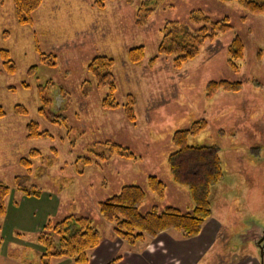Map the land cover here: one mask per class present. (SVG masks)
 I'll return each instance as SVG.
<instances>
[{
    "label": "rangeland",
    "instance_id": "obj_1",
    "mask_svg": "<svg viewBox=\"0 0 264 264\" xmlns=\"http://www.w3.org/2000/svg\"><path fill=\"white\" fill-rule=\"evenodd\" d=\"M95 1L43 0L32 14L33 26H21L13 1L0 0V49L12 61L4 64L0 55V109L5 113L0 118V182L11 189L0 215V264H20L21 258L28 260L25 264H43L36 257L37 237L47 221L73 214L91 219L100 233L111 228L97 204L123 185L145 190L142 213L153 207L191 208L187 189L170 179L167 158L174 150L172 134L198 120L206 127L188 144L218 149L223 178L211 190V217L226 229L227 255L238 246L237 235L246 224L264 230V16L248 13L236 1L104 0L102 8ZM145 1L153 8L147 16L148 7H141ZM191 12L211 21L226 18L231 30L204 42L194 58L176 68L175 55L158 52L162 28L166 22L187 24ZM234 37L244 46L237 72L228 66L227 47ZM137 46L144 57L131 63L127 52ZM96 56L113 60L112 92L97 86L88 72ZM221 80L238 82L242 89L208 97L206 85ZM109 94L112 108L102 105ZM16 105L26 113L17 114ZM31 121L45 136L27 137ZM108 143L136 158L109 155ZM22 157L31 162L29 171L19 164ZM16 176H27L26 188L38 195L18 191ZM148 176L165 183L162 201L147 188ZM3 242H10L6 259ZM241 247L243 254L256 250ZM49 264L73 260L53 258Z\"/></svg>",
    "mask_w": 264,
    "mask_h": 264
},
{
    "label": "trees",
    "instance_id": "obj_2",
    "mask_svg": "<svg viewBox=\"0 0 264 264\" xmlns=\"http://www.w3.org/2000/svg\"><path fill=\"white\" fill-rule=\"evenodd\" d=\"M12 1L18 24L33 26L32 14L39 9L43 0ZM103 1L96 0L95 4L102 8ZM221 1H236L248 13L264 16V0ZM145 2L141 7L142 9L148 7L144 12V15L147 16L150 15L153 8H150L149 2ZM230 30L231 26L226 18L211 21L200 12H191L187 24L180 22L164 24L158 52L175 55L174 66L179 68L198 54L204 42H211L218 34L227 33ZM227 52L230 57L228 66L232 71L237 72L238 68L235 63L243 58L244 53V46L239 37L233 38L227 47ZM0 55L5 59L4 64L12 62L6 50L0 49ZM143 57L142 46L131 48L127 52V59L131 63H138ZM113 65L111 58L96 56L87 66L88 72L96 79L97 86H108L110 92L114 91L111 73ZM10 71L12 72V70ZM205 89L206 95L209 97L217 91L239 92L242 85L238 82L230 83L221 80L208 83ZM111 100H113V96L109 94L103 100V107H114L110 104ZM129 100H131L130 97ZM14 111L17 114L26 113L19 105L14 107ZM125 111L129 119L132 120L131 107L126 108ZM4 115L5 113L0 109V118ZM205 127L206 122L198 120L187 129L176 130L171 136L174 150L167 158L170 179L175 186L187 189L192 203L189 211L183 212L176 207L166 206L163 209L153 207L150 211L142 213L140 208L147 196L145 190L138 185H123L116 195L98 202L99 216L105 222L112 224L114 236L129 249L134 250L156 238L159 234L169 231L178 232L185 238L195 237L201 231L204 222L211 217V190L223 178L218 149L215 146H191L188 144V139L197 136ZM45 134L46 131L38 132L37 123L32 121L28 123L27 137L29 139L45 136ZM108 146L109 155L128 160L136 158L127 148H122L114 143H108ZM34 154V151L30 152V155ZM19 164L26 171L30 170L31 162L28 158L22 157ZM27 180V176H16L14 178L15 188L26 196H37L38 193L35 190L26 188ZM146 186L159 200L164 199L166 185L156 176H148ZM10 190V187L0 182V215L5 213L4 200ZM44 228L46 230L37 237L40 248L39 258L43 264H49L53 258H70L73 260V264H87L90 251L95 249L101 241V233L94 227L92 220L84 216L67 215L60 220L48 221ZM54 236L58 237L57 241L54 240ZM119 258L117 257L113 262Z\"/></svg>",
    "mask_w": 264,
    "mask_h": 264
},
{
    "label": "crops",
    "instance_id": "obj_3",
    "mask_svg": "<svg viewBox=\"0 0 264 264\" xmlns=\"http://www.w3.org/2000/svg\"><path fill=\"white\" fill-rule=\"evenodd\" d=\"M37 226L42 227L40 224ZM112 230V227L108 226L102 231L101 241L90 251L87 264H261L255 250L247 251L245 254L238 250L244 244L240 246L238 243L237 247L234 245V251L231 250L224 256L223 249L227 248L226 245L229 246L228 243L224 244L226 229L213 217L204 222L201 231L195 237L185 238L178 232L169 231L159 234L134 250L117 239ZM9 248L10 242L8 244L3 242L4 259L10 256L7 253ZM38 256L39 254L36 255L37 258ZM117 257L120 258L113 262ZM26 262L28 263L26 258L20 259V264Z\"/></svg>",
    "mask_w": 264,
    "mask_h": 264
},
{
    "label": "flooded vegetation",
    "instance_id": "obj_4",
    "mask_svg": "<svg viewBox=\"0 0 264 264\" xmlns=\"http://www.w3.org/2000/svg\"><path fill=\"white\" fill-rule=\"evenodd\" d=\"M237 241L240 246L250 244L259 254L261 253L260 248L262 247L264 252V230L253 223L246 224L240 234L237 235Z\"/></svg>",
    "mask_w": 264,
    "mask_h": 264
},
{
    "label": "water",
    "instance_id": "obj_5",
    "mask_svg": "<svg viewBox=\"0 0 264 264\" xmlns=\"http://www.w3.org/2000/svg\"><path fill=\"white\" fill-rule=\"evenodd\" d=\"M260 250H261V253H260V262H261V264H263V257H264L263 248L261 247Z\"/></svg>",
    "mask_w": 264,
    "mask_h": 264
}]
</instances>
